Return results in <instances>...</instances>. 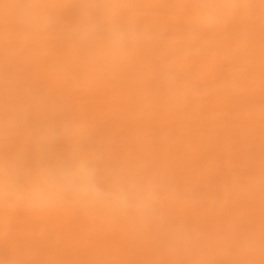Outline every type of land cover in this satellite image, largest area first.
Masks as SVG:
<instances>
[{
  "label": "bare ground",
  "instance_id": "1",
  "mask_svg": "<svg viewBox=\"0 0 264 264\" xmlns=\"http://www.w3.org/2000/svg\"><path fill=\"white\" fill-rule=\"evenodd\" d=\"M58 1L61 3L58 8L60 12L53 16L49 14L44 17L49 28H47L48 40H38L36 38L31 41L32 46L40 53L38 69L39 71L53 73L51 77L54 79H61L64 72L69 70L68 63L65 62L67 65L65 67L63 64H56L55 61L63 60L72 62L69 67L73 68L71 74L73 75L77 73L76 68L81 62V56L78 55V52L83 51L86 55L91 54V58H89L91 71L83 73L85 85L102 75L112 78V75L103 67L102 63L111 56L105 51L106 48L110 47L113 30H119L127 37L129 36L131 38L129 39L130 43L126 42V45L133 46L137 40L145 35L143 31L135 30L136 25H144L145 22L152 19L155 10L153 7H167L168 13L175 12L177 16L173 20L177 23L180 21L178 15L183 13L181 12L183 7L178 8L176 0H139L137 12H133L132 8H128L129 6L126 7L129 3L128 0H117L116 6L112 8L110 7L113 3L111 0H103L99 7H91V13L99 10L95 18L103 29V35L105 36L103 39L105 40L93 38L90 42H83L75 40L79 28L76 25V20L82 18L78 16H87L86 8L83 5L70 7L69 0ZM220 1L231 5V7L224 9L229 10L235 22L236 32H232L235 34L232 38L225 39L222 35L226 31L223 29L222 34H211L206 44H191L190 41L171 43L166 39V42H163L164 44L156 45L162 37L158 39L154 36L152 42H148V45L141 48V50L145 49L150 54L147 65L149 67H152L155 62V57L152 54L155 52L158 54L157 64H155L158 71L157 81H165L169 84L170 89L169 92L164 91V89H157L155 98L148 90L147 79L145 80L141 76V73L147 67L142 64L143 60L139 59L138 56L136 57V54L139 53L138 49L134 48L129 52L124 51L123 54L110 59L111 63L118 65L116 66L117 72L127 77V81L123 83V86H128V89L136 88L138 91L128 95L122 89L115 88L116 85L113 83L105 85L104 89V84H99L105 99V108L117 110L116 112L122 121L116 123L117 118H115V120H108L107 123L105 116H98L97 110H89L87 104L91 101H89L90 95L88 93L93 92L97 95L94 89L89 88L86 90V98L74 107L75 109L69 110L70 108H67L69 111L67 110L65 114L69 119H79L78 123L72 127L75 129V133L69 139V141H74L69 142L64 138H58V141L62 143L61 147L66 150L69 148L70 150L76 149L72 158L63 157L66 159V166L72 164L74 157L83 159L89 158L88 155L96 157L93 160L97 170L96 174L103 182L104 189L106 187L113 189V186L117 184L124 185L125 180H131V184L137 183L139 180L136 179V176L140 174L147 175V173L154 170L152 178L143 181L141 186V188L147 189L153 194L152 211L146 214L136 209H129L126 213L128 215L129 212L131 213L129 215L131 222L139 216L145 218L148 215L149 222L147 221L145 224L148 226L149 223V227H147L146 233L169 234L170 240L173 242L184 233L188 238L191 233L197 232L198 236L191 237L203 243H200L201 248H199V252L194 259H190L188 257L190 252L187 249L185 250L187 264L188 261L191 264H207V258L214 257L216 254L226 255L231 260L235 259L236 264H264V24H258L264 18V10L262 13L260 10H253L254 7H264V0ZM244 1L245 3H243ZM87 3L90 4L89 1ZM31 4L34 3L31 2ZM243 4L248 8L247 15L238 12V8H241ZM27 5L22 0H5L0 7L4 20L9 21L12 18L14 20L15 26L8 32L9 42H20L22 46L26 44L25 41L30 40L25 38L27 34L34 30L32 24L36 22V19H41L32 18L29 14L23 15V8ZM6 9H8V12H5ZM36 9L34 4L31 10L35 11ZM68 10L70 12L66 14ZM76 13L77 15H75ZM27 17H30L31 20L25 21ZM9 26L7 25V27ZM125 27H128L129 30H125ZM57 28L64 29L67 34H64L65 37L60 38V41L56 40L55 42L52 39V33ZM82 28L80 27V30ZM154 29L156 30V28ZM237 29L239 33H237ZM143 30L145 31V29ZM238 38L240 41L248 42L247 48H250L252 53L250 50L246 52L243 49L238 50L237 43L240 42ZM51 40L53 45H51ZM64 42V46H61ZM256 45H261L263 49L253 51L252 47H256ZM20 48L24 52L25 48ZM222 50H225V52L221 53ZM188 59L189 64L184 68L180 67ZM216 65L220 69L217 71L214 67L213 72V66ZM50 67H52L51 71L49 70ZM165 94L170 96V103L164 105V107L154 105L156 99ZM114 96L117 98L114 99ZM58 101L66 102L64 99L62 101L58 99ZM117 101L119 102L117 103ZM133 101H136V103L134 104ZM32 104L34 106L33 110L36 111V103ZM174 104L177 106L176 109L174 108L175 112L170 113L169 108ZM122 105L126 108L131 107L125 111L120 108ZM28 106H30V103ZM134 108H136L135 111ZM82 110L85 112H82ZM35 111L31 114L34 115ZM102 112L105 113L104 110ZM197 112L200 113V118L208 124L209 139L212 141L209 144L202 141L206 135L204 132L200 136L195 135V132L188 127L190 121L187 122L186 119L193 120L189 115L194 117ZM161 114H167V118H164L163 121L160 120ZM135 116H141V132L135 136L140 145L148 144L153 140V135L166 137V143H161L158 140L149 145L155 146L148 152L155 164L152 163L151 168L143 167L142 170L146 172L136 170L133 166L137 158L141 156L139 149H137L138 155L131 154L133 158L122 153V150H131L135 146L130 141L132 137L125 134H116L120 132L127 133L126 124ZM97 117L98 122L95 130L82 128L81 125L85 123L84 121ZM179 119H181V122L177 123ZM148 124H155V127L160 128L158 129L160 132L152 135L147 133L144 129ZM137 128H139V125ZM108 129H112L115 135H106ZM40 133L45 136V131L40 130ZM234 137L238 139L237 143L233 141ZM195 138L197 139L196 148L186 146ZM122 141H125L123 145ZM236 144L240 146L242 144L245 150L236 155H229L228 151L239 148ZM248 147L249 151L253 149L255 153L245 154ZM62 148L58 149L56 147L53 152H60ZM99 150H101V154H98ZM108 150L118 152L117 161L121 159H125V161L121 164H112L109 158H105L108 155ZM194 152L200 154L199 162L195 161L196 164L192 160L196 157ZM166 153L174 157V165L163 167L166 164L163 163L166 161ZM102 154H105V157ZM116 158L114 161H116ZM225 162H228L227 167L231 166V168H228V170L227 168L225 170L221 169L217 177L208 178L206 176L207 170L212 169V166H219ZM160 163H163V165L159 166ZM200 163L201 165H199ZM196 165L197 170H194ZM170 173L173 174L168 176ZM169 178L172 179L165 180ZM171 182L176 183L181 188V198L185 197L187 200L196 201L199 197L196 193L206 187L213 188V193L210 192L208 195L202 193L201 197L204 200L212 197V195L216 196L215 204H205L202 208L191 210V219L196 218L197 221L189 232L181 227L179 221L176 222L175 215L168 218L166 213L167 203L175 202L168 192V187L165 186V184L169 185ZM68 192L75 195L71 191ZM72 197L75 198L76 196ZM163 199H166L164 202L166 205L160 204ZM211 202L213 200L209 203ZM97 205L102 209L107 207L103 204ZM111 210L112 208L101 210L102 213L95 215L109 214L112 218L113 215L121 213V211L114 213ZM211 213H213V217L208 219L206 216ZM144 214L146 215L141 216ZM246 215H249V217L244 218ZM136 228L138 229V227ZM183 243L184 238L178 241L177 244L181 248Z\"/></svg>",
  "mask_w": 264,
  "mask_h": 264
},
{
  "label": "rangeland",
  "instance_id": "2",
  "mask_svg": "<svg viewBox=\"0 0 264 264\" xmlns=\"http://www.w3.org/2000/svg\"><path fill=\"white\" fill-rule=\"evenodd\" d=\"M3 1L5 0H0V7ZM87 1H89L90 4H88ZM102 1L103 0H69L70 7H80L83 5L87 13V16H78L82 18H77L76 20V25L79 26L77 29L78 33H76V41L81 40L83 42H90L93 38L100 40L105 37L101 25L95 18L99 10L91 13V7H99ZM111 1L113 3L110 7H115L117 0ZM22 2H24L25 5L28 4L23 8V15L29 14L32 18H41L40 20L36 19V22L32 24L34 30L27 34L25 39L30 40L25 41L26 44L24 46H22L20 42H9L8 32L15 26L14 20L13 18L9 19V21L4 20V16L0 12V264H187L186 255L184 254L185 250L187 249L188 252H190L188 257L194 259L199 252V248H201L200 243H203L191 237L198 236L197 232L191 233L188 238H186V233H184L173 242L170 240L169 234L159 235L160 232L156 234L146 233V229L149 227V223L148 226L145 224L147 221L149 222L148 215L145 218H140L139 216V218H136L133 222L130 221V212L129 215L126 212H121L120 214L113 215L112 218L109 214L103 216L102 214H100L101 216L95 215L102 213L101 210H109L111 208L106 207L102 209L97 205L98 203H90L86 199L71 195L68 191L52 193L48 202L42 206L31 203L26 196L23 195L29 191L31 178L41 162H46L49 167L55 168L61 164L65 165L66 159L63 158L64 156L72 158L76 149L70 150L69 148L66 150L62 148V143L58 141V138H64L69 141L71 135L75 133V129L72 127L78 123L79 119H69L65 114L69 108V110L75 109L74 107L86 98V90L92 88L95 93H97V95L93 92L88 93L90 95L89 101L91 102L87 104V108L89 110H97L98 116H105L106 122L117 118V120H115L116 123L122 121L121 117H119V114L116 112L117 110L105 108V99L99 84H104V89L106 87L105 85L113 83L116 85L115 88L122 89L128 95L137 93L138 91L136 88L128 89V86H123V83L127 81V77L117 72L116 66L118 65L110 61V59L116 56H109L108 60L102 63L103 67L112 75L111 79L107 77V75H102L86 85L83 73L91 71V61L89 60L91 54L86 55L83 51L78 52V55L81 56V62L76 68L77 73L73 75H71L73 68L69 67L72 62L63 60L55 61L56 64H63L65 67H67L65 62L68 63L69 70L64 72L61 79H54L51 77L53 73L39 71L38 59L40 53L32 46L31 41L36 38L38 40H48L49 28L44 17L49 14L53 16L60 12L58 8L61 6V3H59L58 0H22ZM31 2H33L37 8L35 11L31 10V8L34 7V4H31ZM128 2L126 7L129 6L128 8H132L133 12H137V9H139V0H128ZM175 2H178V8L180 6L183 7L181 10L183 13L178 15L181 22L179 21V23H177L173 20L177 15H175V12L172 14L168 13L167 7H153L155 10L152 19L145 22L144 25L140 24L135 27L136 31H143L145 35L137 40L133 46L126 45L128 47L125 46L124 49V51L128 52L134 48L138 49L137 51L139 53L136 54V57L138 56L139 59L143 60L144 62L142 64L147 67V69L141 73V76H143L145 80L147 79L148 90L152 93L153 98H155L157 89H164L166 92L170 90L168 83L163 80L157 81L158 71L156 70L157 65L155 64H157L158 54L156 52L152 54V56L155 57V62L152 67H149L147 65L150 54H148V51H145V49L141 50V48L148 45V42H152L154 36L158 39L162 37L160 41L158 40L156 45L164 44L166 39L171 43L190 41L191 44L196 43L199 45L201 43H208V38H210L211 34H222L221 32H223V29L226 31L222 35L225 39L232 38L236 32L233 15H230L228 9H222L217 15V21L212 24L203 23L198 18L203 11L201 8L202 5L209 2L218 4L221 3L220 0L206 2L203 0H176ZM243 3H245V1ZM253 6L251 7L253 8ZM158 9L159 11H157ZM247 9L248 8L243 4L241 8H238V12L247 15ZM253 10H260L262 13L264 7H254ZM5 12H8V9H6ZM69 12L68 10L66 14H69ZM75 15H77V13ZM101 18L100 16V19ZM29 19L31 20L30 17H27L25 21ZM258 24H264V18H262ZM7 25L10 26L7 27ZM80 27L83 28L80 30ZM154 28H156V30ZM143 29H145V31ZM125 30H129V28L125 27ZM147 33H149V35H147ZM237 33H239L238 29ZM52 34V39L56 42V40L60 41V38H63V36L65 37L64 34H67V32L62 28H57ZM127 38V42L130 43L129 39L131 38H129V36ZM238 40L240 41L239 38ZM64 44L65 42L61 44V46H64ZM247 44L248 42L240 41L237 43L238 50L243 49L245 52L250 50V48H247ZM51 45H53L52 40ZM259 46L256 45V47H252V50L256 51L257 49H263L261 45ZM20 47L25 48L24 52ZM109 48L110 47L106 48L105 52H107ZM224 52L225 50L221 51V53ZM188 61L189 59L180 67L184 68L187 66L189 64ZM214 67L217 71L220 69L217 65L213 66V72ZM51 68L52 67L49 68L50 71L52 70ZM113 98L116 99L117 97L114 96ZM58 99L61 101L64 99L66 102H60ZM169 99V95H162L156 99L154 105L164 107V105L170 103ZM118 102L119 101H117V103ZM133 102L134 104L136 103V101ZM29 103L30 106H28ZM32 103H36V111L38 112L33 110L34 106ZM130 107L126 108L123 105L120 106V108H123L125 111L129 110ZM176 107L175 104L171 106L169 108L170 113L175 112L174 108L176 109ZM103 110L105 113H101ZM135 110L136 108H134V111ZM34 111L35 114H31L34 113ZM82 112L85 111L82 110ZM189 116H191L190 118L193 120L186 119V121H190L188 127L191 131H194V134L199 136L204 132L206 135L203 137L202 141L208 144L211 143L208 124L200 118V113L197 112L195 114L194 117L196 120L193 115ZM164 118H167V114L160 115L161 121H163ZM140 121L141 116L133 117L126 124L125 128L127 133L120 132L116 134H125L128 137H132L130 141L132 145L135 146L131 150H122V153H124L125 156L129 155L130 158H133L131 154L138 155L137 149H139V151H141V156L137 158L133 166L136 170L146 172L142 170L143 167L151 168L152 163L155 164L153 158L148 155L149 150H152L155 146L149 145L158 140L161 143H166V137L153 135L155 138L153 137V140L148 144L140 145L139 141L135 138V136L139 135L141 132ZM84 122L85 123L81 125L83 129L95 130L97 128L98 117ZM180 122L181 119H179V121L177 120V123ZM138 125L139 128H137ZM154 125L155 124H148L144 131L150 135L160 132L158 130L160 128ZM39 129L42 132L51 130L55 133V136L51 139L44 138L45 136L41 135ZM106 131V135H115L112 129ZM73 141L74 140H71L69 142ZM233 141L237 143L238 139L234 137ZM124 143L125 141H122V145ZM186 146L196 148L197 139L195 138L194 141L191 140ZM236 146L239 148H233L230 152L228 151L229 155H236L245 150L242 144L241 146L236 144ZM56 147L58 149L62 148L63 151L60 150V152L57 151L54 153L53 150H55ZM101 153V150H99L98 154ZM252 153H255V150L251 149L249 151L248 147L245 154ZM194 154L196 157L192 158V160L194 162H199L200 154L196 152H194ZM102 155L104 156L105 154ZM87 157L92 158L91 155ZM116 157H118V152H111V150H108V155L105 158H109L112 164H121L125 161V159L117 161ZM115 158L116 161H114ZM95 159H92L94 167H96L93 161ZM165 159L166 161L163 163L166 164L163 165V163H160L159 166L163 165V167H167L168 165H174V157L172 155L166 153ZM199 165H201V163ZM227 166L228 162L219 166H212V169L207 170L206 176L208 178L217 177L221 169L225 170V168H227L228 170V168H231V166ZM195 168L194 170H197V165ZM152 172H154V170L147 173V175L140 174L136 176L139 182L133 184L141 187L143 181H148V179L152 178V174H154ZM172 174L173 173H170L168 176ZM10 178L14 181V188L12 189L9 188ZM170 179L172 178L165 180L169 181ZM95 181L97 186L103 190V182H101L97 174ZM130 181L131 180H125L123 186L131 185ZM165 186L168 187V192L175 200V202L170 204L167 203V207L165 208L168 218L175 215L177 218L176 222L179 221L182 225L181 227L187 229L188 232L192 230L197 221L196 218L193 220L191 219V210L202 208L205 204L216 203L215 195L205 200L201 197L202 193H206V195L210 192L213 193V188L206 187L201 190L202 192H197L196 194L199 197L197 199L195 198L196 201H194L187 200L185 197L181 198V188H179L176 183L171 182L169 185L165 184ZM111 190V188L106 187L103 191ZM10 192H14L15 194H10ZM72 196L76 197L74 198ZM165 200L166 199H163L160 204H164ZM211 200H213V202L209 203ZM111 211L114 213L118 212V210L114 209ZM213 213L206 217L212 219ZM146 214L141 216H145ZM248 217L249 215H246L244 218ZM136 227H138V229ZM182 238H184V243L180 248L177 243ZM234 260H231V258L229 259L226 255L216 254L214 257H208L206 263L236 264ZM188 264H191V262L188 261Z\"/></svg>",
  "mask_w": 264,
  "mask_h": 264
},
{
  "label": "clouds",
  "instance_id": "3",
  "mask_svg": "<svg viewBox=\"0 0 264 264\" xmlns=\"http://www.w3.org/2000/svg\"><path fill=\"white\" fill-rule=\"evenodd\" d=\"M231 7L226 3H206L201 6L202 14L198 17L203 23L212 24L217 21L218 13ZM127 36L119 30H113L110 38V48L107 54L119 56L123 54ZM55 133L45 130V137L51 139ZM92 157L83 159L74 157L71 165H58L49 167L46 162H41L31 178V186L23 195L33 204L42 206L48 202L54 192L71 191L77 197L86 199L90 203L103 204L114 210L126 212L136 209L142 213L151 212L153 209V194L147 189L135 184L128 186L114 185L111 191L101 190L95 181L96 168L92 164ZM9 188H14V181L10 178ZM10 194H15L10 192Z\"/></svg>",
  "mask_w": 264,
  "mask_h": 264
}]
</instances>
